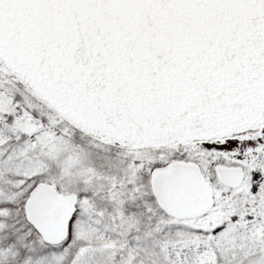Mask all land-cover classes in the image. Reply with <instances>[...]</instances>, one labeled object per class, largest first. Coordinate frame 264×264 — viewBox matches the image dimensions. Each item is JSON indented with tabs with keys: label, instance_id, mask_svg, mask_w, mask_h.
<instances>
[{
	"label": "snow or ice",
	"instance_id": "1",
	"mask_svg": "<svg viewBox=\"0 0 264 264\" xmlns=\"http://www.w3.org/2000/svg\"><path fill=\"white\" fill-rule=\"evenodd\" d=\"M0 264H264V0H0Z\"/></svg>",
	"mask_w": 264,
	"mask_h": 264
}]
</instances>
